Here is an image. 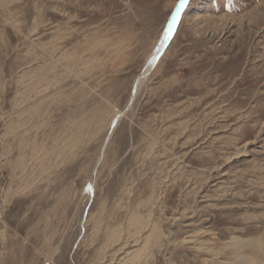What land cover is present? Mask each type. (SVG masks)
Returning a JSON list of instances; mask_svg holds the SVG:
<instances>
[{"label":"rangeland","instance_id":"obj_1","mask_svg":"<svg viewBox=\"0 0 264 264\" xmlns=\"http://www.w3.org/2000/svg\"><path fill=\"white\" fill-rule=\"evenodd\" d=\"M178 1L0 0V264H264V0L138 85Z\"/></svg>","mask_w":264,"mask_h":264},{"label":"snow or ice","instance_id":"obj_2","mask_svg":"<svg viewBox=\"0 0 264 264\" xmlns=\"http://www.w3.org/2000/svg\"><path fill=\"white\" fill-rule=\"evenodd\" d=\"M188 3L189 0H179V2L176 4L174 11L171 13V18L167 21L166 26L162 29V36L159 40V45L156 48V54L153 55L148 61L150 66L155 67L157 61L160 59L161 51L168 46L169 42L173 38L178 23L180 22L181 14ZM228 8L229 10H231L230 3L228 5ZM89 191H92L91 186H89Z\"/></svg>","mask_w":264,"mask_h":264},{"label":"bare ground","instance_id":"obj_3","mask_svg":"<svg viewBox=\"0 0 264 264\" xmlns=\"http://www.w3.org/2000/svg\"><path fill=\"white\" fill-rule=\"evenodd\" d=\"M179 2V1H178ZM177 2V3H178ZM176 6V5H175ZM187 7V6H186ZM185 10V9H184ZM184 10H183V12H184ZM183 12H182V14H181V18H182V16H183ZM171 18V16L168 18V20ZM167 20V21H168ZM181 20V19H180ZM167 23V22H166ZM178 25H179V23H178ZM165 26H166V24H165ZM178 27V26H177ZM164 50V49H163ZM162 50V51H163ZM162 51H161V53H162ZM161 53H160V55H161ZM156 54V52L153 54V55H155ZM152 55V56H153ZM151 56V57H152ZM162 56V55H161ZM151 59V58H150ZM149 59V60H150ZM161 59V58H160ZM159 61V60H158ZM152 69H153V66H150L149 65V63H147V65L145 66V69L143 70V72H142V74H141V76H140V79H139V83H138V85L145 79V78H147L148 76H149V74L151 73V71H152Z\"/></svg>","mask_w":264,"mask_h":264},{"label":"water","instance_id":"obj_4","mask_svg":"<svg viewBox=\"0 0 264 264\" xmlns=\"http://www.w3.org/2000/svg\"><path fill=\"white\" fill-rule=\"evenodd\" d=\"M192 0H189V3H188V5L190 4V2H191Z\"/></svg>","mask_w":264,"mask_h":264}]
</instances>
